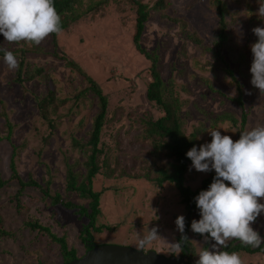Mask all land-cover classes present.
<instances>
[{
	"label": "rangeland",
	"instance_id": "1",
	"mask_svg": "<svg viewBox=\"0 0 264 264\" xmlns=\"http://www.w3.org/2000/svg\"><path fill=\"white\" fill-rule=\"evenodd\" d=\"M140 1L152 8L158 0ZM165 1L168 4L163 17L151 9L139 44L148 53L159 47L156 50L160 58L159 73L168 89L164 94L172 104L179 106L182 133L186 137L194 134L197 148L211 142L209 131L217 128H223L220 129L222 135L236 141L241 109L232 100L237 98V90L223 71L225 66L211 53L218 50L215 46L219 41L216 10L202 0ZM90 2L94 4L93 0L86 4ZM223 2L230 31L220 46L221 55L241 84L243 109L247 114L244 130H251L264 124V93L250 82L253 59L250 45L258 38L249 25L252 17L249 9L257 13L259 5L255 0ZM134 18L132 3L120 0L101 4L56 37L57 49L50 35L40 45L8 43L0 35V47L12 51L18 62L27 63L31 71L18 79L19 67L9 70L0 52V180L5 182L0 188V264H62L59 245L47 234L31 230L27 224L33 222L49 227L58 238L64 237L67 247L74 249L78 257L85 253L79 236L87 219L79 217V208L53 205L51 198L44 197L38 188L25 187L20 191L18 180L32 179L42 189L47 187L51 196L59 194L75 206L87 207V200L76 193L66 197L65 192L67 165L76 166L75 172H85V152H81L74 140H87L98 113L97 99L93 95L89 92L82 97L76 95L88 86L86 76L95 81L108 99L100 146L102 144L113 158L109 168L101 169L92 183V190L101 192V213L96 226L110 228L93 234L94 247L152 250L179 259L180 249L174 248L180 235L175 220L179 215L186 216L185 205L173 187L167 184L158 188L154 181L141 178L139 175L143 172L140 174L138 169L141 164L135 161L136 155L149 160L153 157L148 154L150 150L146 155L134 143L137 131L130 126L144 113L160 114L145 97L151 79L149 61L135 49ZM170 19L179 23L172 24ZM183 29L194 33L201 45L188 42ZM23 50L25 53H21ZM69 62L80 67L86 76L72 69ZM41 67L45 71L41 76L35 75L34 71ZM48 79L53 83L54 102L41 108L39 104L49 91ZM229 118H234L237 125ZM7 123L11 127L9 141ZM14 150L18 179L12 177L10 169ZM122 159L124 163H120ZM190 167H187L185 186L193 191L213 170L198 172L192 168L189 171ZM259 202L264 203V198ZM190 217L199 220V210ZM251 226L259 234L264 232V213ZM152 228L157 229L158 237L140 247V239ZM187 238L193 260L197 261L198 252L206 248L204 236L198 238L189 230ZM213 244L215 241L210 238L207 248L212 250ZM239 255L243 264H264V255Z\"/></svg>",
	"mask_w": 264,
	"mask_h": 264
},
{
	"label": "trees",
	"instance_id": "2",
	"mask_svg": "<svg viewBox=\"0 0 264 264\" xmlns=\"http://www.w3.org/2000/svg\"><path fill=\"white\" fill-rule=\"evenodd\" d=\"M88 0H54V6L57 13L61 17V26L62 32L67 31L69 27L79 21L88 11L98 7L101 4L106 2H116L120 0H93V5L91 2L87 5ZM126 3H132L135 12V31L133 35V43L135 49L139 54H141L147 61H149L148 74L150 76V82L147 85L145 91V97L150 106H153L157 113L160 115L155 116L151 112L144 113V116L135 120L134 124L130 126V129H135L137 134L134 136V143L138 145V148L142 151L151 155L153 158L143 159L140 155H136L135 161L138 164V169L143 174L139 175L147 182L154 181L158 188L165 187V185H169L170 188L176 191L177 196L181 198V203L185 205L186 216H185V231L184 233H180L177 236L178 243L182 246L180 247V257H185V260L189 264H196V261L193 260V253L189 246L188 240H181L182 235L188 234V231L191 230V214L199 209L196 206L195 197L198 196L200 191L207 190L209 185L212 183L215 174L213 170L207 178H204L201 181L200 187L191 190L189 187L185 186V176L187 167L192 165V161L186 156L188 150H190L195 144L194 134L190 137H186L181 131V125L179 122V106L177 103L172 104L164 94V91L168 93V89H166L163 85V81L160 77L159 73V57L157 55V49L159 47L154 48L153 51L148 53L144 48L139 44L141 37L145 31L146 23L148 22L152 10L155 13H158L160 17H163V11L165 9V5L168 4L165 0H158L152 8H149L146 4H143L140 0H124ZM207 2L214 10L217 12V17L219 21V36L218 40L215 43V46L218 50H214L212 53L213 57L216 58L221 64L225 66L223 71L231 78V80L235 83V87L237 90V98H235L234 102L238 104L241 109V116L239 121V127L237 129L236 140L240 137V132L244 131L245 125L247 122V114L244 111L243 102H242V88L241 84L236 79L232 70H230L229 66L224 62V58L221 55L220 46L227 40L226 33L230 31L226 21L224 14V2L223 0H202ZM258 2V0H255ZM152 9V10H151ZM252 12V13H251ZM248 13V12H247ZM249 13L252 14V17L249 19V25L251 29L257 26L262 25L264 27V16H258L253 10L249 9ZM170 23L177 24L178 20L170 19ZM185 38L188 42L193 45H201V40H199L194 33L191 34L189 31H185ZM59 33V34H60ZM59 34H50L52 38V44L57 49L58 44L56 37ZM33 53H35L32 50ZM21 53H25L23 50ZM57 59L61 60L62 58H58L55 54H53ZM68 65L79 72L82 73L84 77L86 76L83 72H81L80 67L75 65L74 63L69 62ZM24 69V70H23ZM45 71V69L38 68L34 71L35 75L41 76V74ZM30 66L21 60L19 62V70L17 71L18 79L22 78V75H27L30 73ZM44 77V76H43ZM31 78V77H29ZM30 80V79H29ZM86 81L88 86L80 91L79 97L85 96L86 93L93 95L96 99V105L98 106V113L95 115L91 129L88 134V138L86 141L81 142L80 140H74L77 147H80L81 152H85L86 162L84 163L85 172H75L74 165H67L66 171V184H65V192L66 197L71 193H76L78 196L84 200H87V207H78L74 204L64 200L59 194H55L53 196L50 195L49 189L45 187L42 189L40 185L32 179H28L27 182H23L18 180V184L20 186V191L25 187H34L41 190L42 195L44 197L51 198V203L53 205H61L65 209H74L79 208L78 214L80 218H86L87 223L83 226L80 232V239L84 246L85 252L92 249L94 247V233H100L103 229H110L106 226H96L97 218L100 215V193L92 190V183L94 178L100 173L101 169L109 168V161L113 160L110 157L108 152H105V147L100 146L101 143V135L103 127L106 124V114L108 110V99L102 93L99 86L92 80L90 77L86 76ZM48 87V95L42 100V103L39 106L45 108L48 105H52L54 102V90L52 89L53 83L50 79L46 81ZM233 124L237 125L236 120L234 118H229ZM8 127V136L6 139L9 141V136L11 133V127L7 123ZM126 133H129L126 132ZM166 139L167 141L165 142ZM163 149V150H162ZM168 150V157L165 158L166 150ZM16 156V151L12 152V162L10 163V169L12 171V177L17 178V172L15 169V165L13 163L14 157ZM100 158H102L100 162ZM115 163L118 164V159L115 160ZM120 163H124V159L121 160ZM119 167V166H118ZM111 172L113 170H110ZM130 175V174H129ZM153 176L154 179H151ZM5 184L4 181L0 180V188ZM31 227V230H37L39 232H43L49 236V238L59 245V252L62 259V264H66L76 258H78L76 251L74 249H69L65 242V238H58L51 232L49 227L42 226L37 222L28 223ZM192 231V230H191ZM193 232V231H192ZM195 236L198 238H202L201 234L193 232ZM207 235V234H205ZM262 238H264V232L260 234ZM210 239V238H209ZM209 239L206 241V248L209 246ZM208 245V246H207ZM223 251L228 252H238L241 254H260L264 255V243L260 245L258 248H254L252 246H245L238 240H233L232 242L227 244L226 248H221ZM142 251V250H140ZM161 255V254H160ZM172 257V256H170ZM41 264V263H40Z\"/></svg>",
	"mask_w": 264,
	"mask_h": 264
},
{
	"label": "clouds",
	"instance_id": "3",
	"mask_svg": "<svg viewBox=\"0 0 264 264\" xmlns=\"http://www.w3.org/2000/svg\"><path fill=\"white\" fill-rule=\"evenodd\" d=\"M258 5L257 15L264 16V0H258ZM61 31V17L54 0H0V35L4 41L40 45L50 34ZM252 32L258 39L250 45L253 55L250 82L264 93V27H254ZM0 52L9 70L19 67L12 51L0 47ZM220 129L223 128L209 131L211 142L199 148L194 145L186 153L192 161L189 171L214 170L216 174L209 188L194 198L200 219L192 220L191 230L204 236L205 241L209 238L215 241L212 250L203 248L198 252L196 264H243L238 252L221 250L227 247V241L235 239L254 248L264 243V238L251 226L264 213V203L259 202L264 198V124L240 132L236 141L222 135ZM175 224L183 234L185 217L179 215ZM157 237V229L152 228L140 239L139 246ZM187 239L182 235L181 240ZM180 247L178 242L174 245Z\"/></svg>",
	"mask_w": 264,
	"mask_h": 264
},
{
	"label": "water",
	"instance_id": "4",
	"mask_svg": "<svg viewBox=\"0 0 264 264\" xmlns=\"http://www.w3.org/2000/svg\"><path fill=\"white\" fill-rule=\"evenodd\" d=\"M66 264H189L185 257H165L155 251H139L130 247L99 246Z\"/></svg>",
	"mask_w": 264,
	"mask_h": 264
},
{
	"label": "flooded vegetation",
	"instance_id": "5",
	"mask_svg": "<svg viewBox=\"0 0 264 264\" xmlns=\"http://www.w3.org/2000/svg\"><path fill=\"white\" fill-rule=\"evenodd\" d=\"M179 258H181V257H179Z\"/></svg>",
	"mask_w": 264,
	"mask_h": 264
}]
</instances>
